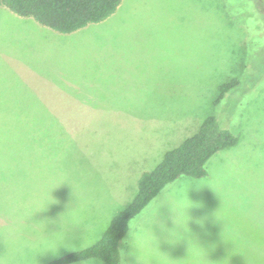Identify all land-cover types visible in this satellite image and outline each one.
Segmentation results:
<instances>
[{
    "label": "rangeland",
    "instance_id": "1",
    "mask_svg": "<svg viewBox=\"0 0 264 264\" xmlns=\"http://www.w3.org/2000/svg\"><path fill=\"white\" fill-rule=\"evenodd\" d=\"M208 116L236 145L130 222L122 264H264V0H122L71 34L1 6L0 264L95 243ZM150 214L157 250L130 235Z\"/></svg>",
    "mask_w": 264,
    "mask_h": 264
},
{
    "label": "trees",
    "instance_id": "2",
    "mask_svg": "<svg viewBox=\"0 0 264 264\" xmlns=\"http://www.w3.org/2000/svg\"><path fill=\"white\" fill-rule=\"evenodd\" d=\"M122 0H0L3 6L19 17L35 22L61 34H71L89 25L101 24L115 14ZM237 79L220 86L215 101L219 103ZM238 139L223 128L216 117L208 116L198 130L179 146L167 151L162 160L138 179L137 192L123 210L110 221L101 238L81 250L65 254L46 264H76L96 259L103 264H120L119 244L129 231L130 222L169 184L183 176L200 179L207 176L206 165L219 151L236 145Z\"/></svg>",
    "mask_w": 264,
    "mask_h": 264
},
{
    "label": "clouds",
    "instance_id": "3",
    "mask_svg": "<svg viewBox=\"0 0 264 264\" xmlns=\"http://www.w3.org/2000/svg\"><path fill=\"white\" fill-rule=\"evenodd\" d=\"M152 216H153V214H150L148 216L140 217L137 220L136 228H137V234L138 235L130 234V235H132L134 237V246H135V244H136L138 239H142L144 237H147V239H146L147 246L149 248H155L156 249V247H155L156 241H155L154 237L152 236L151 229H150V225H151V222H152ZM62 220H64V217L62 218ZM181 226H183V225H181ZM178 235L180 236V234L178 232H175V231H173L171 233V236L173 237V239H179ZM58 246H60V244L55 246L54 251L52 249H45L43 252L48 251V252H51L53 255H55L56 249H57ZM117 255H118V259H119V257L122 255V253H117ZM203 256H204V253H203L202 257H201L202 264H207V261L203 260ZM119 261H120V264H122L120 259H119ZM92 264H100V262L95 260V259H93Z\"/></svg>",
    "mask_w": 264,
    "mask_h": 264
}]
</instances>
